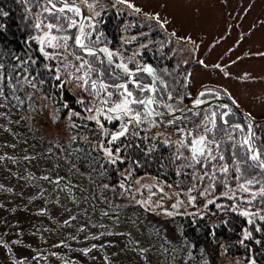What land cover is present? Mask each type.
<instances>
[{
	"label": "rangeland",
	"instance_id": "1",
	"mask_svg": "<svg viewBox=\"0 0 264 264\" xmlns=\"http://www.w3.org/2000/svg\"><path fill=\"white\" fill-rule=\"evenodd\" d=\"M23 1L16 0L20 8L24 7L25 14H31L32 10ZM99 1L104 4V0ZM28 6L33 8V2ZM83 6L86 8L89 4ZM145 6L173 15V25L170 27L166 24L162 30L179 32L177 52L181 60L188 64L194 93L206 87L224 89L236 105L264 128V0H158ZM43 8L44 5H35L33 15L47 20ZM67 22L69 20H61L57 29L62 36H74L76 29L68 28ZM31 24H34L32 20ZM43 31L44 28L39 32ZM76 55L77 50L73 53L74 58L61 63L62 80L52 79L57 75L52 69L35 71L31 76L26 72L13 73L12 83L20 80L15 88L9 87L7 80L4 82V94L12 99L8 103L0 98V264H202L204 258L199 255V250L205 252L206 249L211 251V264H224L218 262L219 253L215 256L214 250L207 248V245L218 244L216 242L219 240L211 234L201 236L197 231L191 237L185 234L183 216L197 213L201 209H182L173 207L169 202L171 196L183 200L198 194L197 191L201 189L205 194L201 195L200 203L207 204L208 200H214L215 203L225 196L223 193L234 197L231 190L226 189L210 197L205 184L186 193L185 189H181L183 181L178 182L175 191L166 190L163 184L155 185L159 195L167 199L165 206L160 209L153 202L147 203L144 198L152 195V190L145 191L143 188L145 185L154 188L153 175L140 177L145 179L138 189L141 200L145 201L140 203L136 194L137 186L128 183L126 179L131 172V164L116 163L120 181L114 183L119 188L116 197L121 200L114 199V194L109 191L112 188L110 182L92 171L86 162H77L76 152L83 150L84 154H91L89 147L101 157L105 155L99 148V141L102 140L99 125L95 120L88 119L93 116V111H86L88 108L94 109L99 100L94 94L84 92L78 86L80 82L73 79L80 75L75 72V67L80 63L76 61ZM16 62L0 59V63L5 65V72L11 71ZM36 64L27 61L26 66ZM25 76L28 79L35 77L38 83L42 81V89L31 87L24 80ZM166 82L169 88H173V93L181 92L172 94L175 98L184 96V88L177 85L175 80L170 77ZM39 87L40 84H37ZM70 96L76 99L74 106L68 100ZM14 97H19V100ZM63 97L68 100L66 105L69 110H64L62 105L55 102ZM78 100L84 103L80 104ZM21 101L22 104H18ZM204 104L207 105L203 103L199 107H204ZM72 112H79L80 115L69 119ZM206 117L204 111L200 113L194 118V126H202L207 122ZM73 123L75 128L70 127ZM204 132V129L197 131ZM215 132L227 134L232 131L221 128ZM72 136L77 137L74 142H70ZM257 136L263 137L259 132ZM235 137L227 138L234 144L228 148L238 152L240 162L245 160L247 146L240 143L243 141L241 138ZM228 148L223 147L224 150ZM182 149H178L180 155ZM210 150L215 160H211L207 153L197 156L202 162L200 164L195 163L192 155L179 158L180 161L186 159L185 165H180L179 172L191 167L193 171L204 174L210 169L215 171L214 177L222 182V176L229 173L222 175L223 172L218 169L228 165L231 157L221 160L220 147ZM113 151L114 156L120 154L116 149ZM158 154L153 155L152 160L157 161L163 157L169 161L171 158L168 151H163V155ZM119 158L125 159L124 154ZM103 160V164L96 168L99 171H105L111 166L108 158ZM73 164L75 168L71 167ZM197 166L201 167L200 171L195 168ZM234 174L231 173L230 178ZM59 175L71 182V186L52 183L58 180ZM191 177L195 180V174ZM204 181L207 183V180ZM77 185L91 189L89 196L77 199ZM257 190L252 188L248 193L242 191L240 199L252 202V194ZM131 197H134V202L125 200ZM212 205L203 208L201 212L208 214ZM146 206L158 210L159 217L147 215L143 209ZM233 207L228 206L229 210ZM247 211L258 213L260 207L250 205ZM203 217V213L199 214V218ZM189 218L197 219L191 215ZM208 219L204 218L205 223H209L206 221ZM248 219L254 221L250 225H257L256 215H250ZM90 222L93 223L91 227L88 226ZM196 222L199 220L194 221V224ZM187 227L190 228L188 224ZM187 234L190 235V230ZM224 244L229 246L228 243ZM85 249L90 251L85 252ZM227 255L228 264H241L238 257L246 258L243 253L235 257Z\"/></svg>",
	"mask_w": 264,
	"mask_h": 264
},
{
	"label": "flooded vegetation",
	"instance_id": "2",
	"mask_svg": "<svg viewBox=\"0 0 264 264\" xmlns=\"http://www.w3.org/2000/svg\"><path fill=\"white\" fill-rule=\"evenodd\" d=\"M81 3V0H75ZM85 4L91 5L90 9H85L88 14L87 22L84 24V30L86 33H90L88 38L89 45L97 50L98 55L105 62L100 64L96 57H89L87 53L81 52V50L74 45L72 40L67 41V48L62 47H48L45 45V50L54 57V59L46 58L45 65H48L49 69L59 68V73L61 79H64L62 76V66L61 63L68 62V60L74 58L72 55V49L77 50V55H81L84 59H88L94 68L99 69L104 72L106 76L105 83L111 85L113 83H128L129 90L133 92V95L137 99L152 98L153 104L150 106L153 110L152 116L148 120H144V109L145 105H136L133 104L131 107L141 113L142 122L137 124L134 120L131 123H128L131 117L121 116L119 119H105L104 116L100 117V121L103 124V129L100 128L102 133V140L100 144L103 143L105 148L111 149L112 153L115 152L113 149H116L120 152L118 157L126 152H131L134 145L138 146L141 141L146 142L149 140L154 151L157 150L158 153L163 151L170 152V157L175 156L172 148L179 149L183 148V153L180 156H185L191 151V141L193 138H198L202 135H207V140L204 144V153H207L208 150L220 147V156L231 157L232 159H238L240 155L238 152L233 151L228 148L229 145H234L227 138L231 137L235 139V136L244 140L248 135L247 125L252 124V130L255 133V137L252 140V143L260 149L262 156H264V150H261L263 139L258 135V132H263V127L256 122L251 116L247 118L242 117V115L230 107V102H235L228 93L222 89H200L194 93L192 84H191V75L189 73L188 64L184 60H181L177 52L176 42L178 40L179 32L175 33L174 30L171 32L162 30V26L168 24L170 27L173 25L174 17L172 14L167 12L158 11L155 9L146 8V4L152 2L155 3L158 0H129L131 5L134 7H129L124 3H116V0H104L102 4L99 0H82ZM59 8L60 3L57 0H53ZM44 3V2H43ZM46 6V5H45ZM140 9L139 12L135 9ZM47 13V12H46ZM59 19H56V17ZM67 16L72 20L77 21V24L81 21V16L76 13L69 12L65 10L64 13L53 12L52 14L47 13L49 21H52V24L58 23L61 20H68ZM156 17H159L157 20ZM51 22H44V31L42 32V37L44 34L48 33L49 38L52 35L61 37L62 34L57 28L49 30L47 24ZM89 25H92L93 28H90ZM76 31L74 36L78 32V28L75 27ZM175 33V35H173ZM78 34V33H77ZM181 34V33H180ZM54 43H64L63 41H54ZM102 48H108L109 50L118 52L119 55L113 57L112 65H109L106 59L105 53H100L98 50ZM52 49L53 51L49 50ZM68 49V50H67ZM67 50V52H66ZM80 62V61H79ZM98 63V64H97ZM117 63H126L130 69L135 70L137 67L143 68L144 66H151L154 69L153 74L146 72L137 73L134 77L140 84L148 85L150 88H155V91H140L135 84L132 83L133 77H128L123 75L120 69L115 67ZM169 72V73H168ZM94 74V76H93ZM114 74V75H113ZM169 75V76H168ZM92 79H97V73H91ZM118 77L119 79H115ZM170 77L175 80L176 84L184 88V96L182 98L174 97L172 94H180V91L173 93V88H169L167 80ZM98 79H105L104 76ZM108 91H112L113 95L111 97H105L104 94L99 96L100 100L98 104L93 109V116L96 115V108H112L116 103L120 102L121 97L115 92L111 87ZM204 93V95H200ZM198 97L202 104L208 102L211 98L214 97H223L224 100L219 102V98L214 99L210 102L209 105H203L204 107H197L195 109L186 108L187 104L191 102L194 98ZM108 99V104H103V99ZM197 103H194L193 107H196ZM170 106V108L168 107ZM227 106V107H225ZM180 113L173 114L176 111L181 110ZM201 109V110H200ZM206 113L207 122L203 123L202 126H194V118H196L202 112ZM109 117L115 115L108 113ZM196 115V116H195ZM169 121H174L169 123ZM227 121V123H225ZM96 122V120H95ZM97 123V122H96ZM127 124L128 132L119 137L115 141H111V134L119 132L122 130V126ZM240 124L243 126V131L240 129H234L233 125ZM208 127V128H207ZM231 130L232 132L225 134H217L216 129ZM181 129L183 131H181ZM199 129H211L212 131H206L204 133H197ZM259 130V131H258ZM107 131L109 135H103V132ZM259 132V133H260ZM191 133V135H189ZM197 133V134H196ZM182 141H186L187 145L182 146ZM214 141V143H213ZM211 142V143H210ZM126 146L124 147V145ZM226 146L228 149L224 150L223 147ZM261 146V147H260ZM102 150V149H101ZM144 151V149H143ZM148 153V152H147ZM235 153V156H233ZM184 160H182L183 162ZM128 163L129 161L126 160ZM186 163V161L184 162ZM158 168H162L159 166ZM167 169L172 170L171 167ZM180 175L183 172H186L184 169L183 172H179L178 169H175ZM232 171L228 170V173ZM209 174V172H204L203 175ZM224 175V173H222ZM240 175L236 173V177ZM160 179H162L160 177ZM241 181V179H236ZM159 186V184H157ZM179 183H171V185L162 186L166 190H176ZM169 191V190H168ZM168 193V192H166ZM191 197H195V200L198 199V194H193ZM163 206L158 204L157 207L162 209L165 206L167 201L166 196H162ZM201 198V195H199ZM171 200L173 202H171ZM169 204L176 205L178 208H185V205L193 203L190 200V197L187 199H180V197L171 196ZM216 204L220 203L215 202ZM204 206L209 205L208 203H202ZM172 207V206H171Z\"/></svg>",
	"mask_w": 264,
	"mask_h": 264
},
{
	"label": "trees",
	"instance_id": "3",
	"mask_svg": "<svg viewBox=\"0 0 264 264\" xmlns=\"http://www.w3.org/2000/svg\"><path fill=\"white\" fill-rule=\"evenodd\" d=\"M35 3L34 0H24V5L29 9L32 10L31 14H25L24 7L20 8V5L16 2V0H0V59H3L5 62H14L16 59L14 57L19 56L21 60H27L32 61L34 60L36 65L32 66H26V64L22 65L20 69H17V73L26 72L28 76H31L35 74V71L42 72L44 70H48L49 68H45L44 64V57L41 55L39 51V44L37 39H30L31 37H38L40 29H36L34 27L35 24L40 23L42 26L43 22H47V20L42 19V17L36 18L35 15H33V8L35 5H43L41 1L36 0ZM33 2V8L29 7L28 5ZM4 13H7V15H4ZM45 14V13H44ZM46 15V14H45ZM47 16V15H46ZM31 20L34 22V24H31ZM42 20V21H41ZM52 23V21H50ZM68 23V22H67ZM56 25H60L61 21L58 23H55ZM65 29V28H64ZM73 31V30H72ZM68 50V49H67ZM66 50V52H67ZM76 51L75 49H72V55ZM40 52V53H39ZM31 57V60L28 59V57ZM17 63V62H16ZM98 64V63H97ZM52 71V69H51ZM39 76L42 75L38 73ZM107 74L104 75V81H106ZM32 79L31 77H29ZM36 79V78H35ZM33 80V83L36 84L35 89H42L41 86L44 85V83ZM47 79V78H46ZM54 81H57L55 79V76L52 78ZM98 79V78H97ZM40 80V78H39ZM41 81V80H40ZM13 82V81H12ZM37 84H40V87L37 88ZM8 99H4L8 103L11 101L12 97L7 96ZM73 103L76 102V99H74L72 96L68 99ZM67 99L64 97L61 99H57L55 102L57 104H60L64 107V110H69L67 108L66 102H68ZM22 104V103H18ZM196 116V115H195ZM208 116V115H207ZM100 128V126H99ZM259 131V130H258ZM260 132V131H259ZM260 134L263 136L262 139L264 141V134L263 132H260ZM134 147L131 152H126L124 155L125 159L119 158L116 163H121L126 165V160H128L131 164V172L128 176H126V179L128 180V183L132 184L134 183L137 186V197L140 199V195L138 193V189L142 187L144 184L143 180L140 179L141 176L143 177H151L153 175L154 180V188L151 186L145 185L144 190H152V195L144 197L147 203H155L160 206H163L162 202V196L159 195L158 189H155V185L157 184H163L164 186L171 185V183H178L180 181H183V185L181 186V189H185L186 192H191L193 189L202 187V184H205V189H207L208 194L210 197H214L216 195H219L220 191L229 189L232 193L235 194V199H231V195L229 193L225 195L224 197H220V207H217L216 203H212V207L209 210L208 214L205 212H201L203 208H207L209 205L204 206L202 203H200L201 198H199V195H202L201 189L198 192V199H196L193 203H189L185 205V208L189 209H201L198 210L197 213L187 214L186 216H183V225L185 226V234L187 236H192V233L195 234L197 231L200 233L201 236L205 235L208 236L211 234L213 238H215L217 241L215 245H207V248H212L215 253V256L218 255V262L221 261L224 264H228L229 257L227 254H231L233 257L236 255H240L241 253L246 255V258H241L242 263L241 264H250V260L254 259L255 264H264V220H260L259 216L264 215V204L260 202V198L258 197L257 200H253L252 202L244 201L240 199L242 190L240 189V185L245 183V180L247 179H255L260 180V184H253L248 185L250 189H259L261 186H264V174L257 175L258 170L256 168L249 167L250 164H252V161H248V164L244 163V159L239 162V160L236 159H229L227 162L228 169L232 171L231 173H235L233 178H230L231 173L227 174L225 177L222 176L223 181L220 182V180H217L213 173L216 175L215 171H212L209 169V174H201L193 171L191 167H187L186 172H183L182 175L177 174L175 169L181 168L180 165H185L186 159L182 162L179 158L184 157L180 156L179 150L172 148V151L174 152L175 156L171 157L169 161L166 159H163V157H160L159 160L154 161L151 157L153 155L158 154L157 150L154 151V147H152L151 142L149 140H146V142L141 141L138 146H136L133 143ZM262 147H264V142H262ZM126 144L124 145V147ZM83 149L86 148L84 144L82 145ZM261 150L263 151L264 148ZM101 149V148H100ZM144 149V151H143ZM82 151V152H81ZM77 151V162L80 160L82 162H86V164L92 169V171L96 172L97 174H100L107 182H110V185L112 186L109 191H112L114 194V199H120L116 197V192L119 189L114 182H119L120 179L117 175V170L115 168L116 164H111L110 168H107L105 171H99L96 168L103 164V158H108L106 156H102L97 154V152L92 148L89 147V151H91V154H84L83 150ZM102 151V150H101ZM103 152V151H102ZM148 152V153H147ZM183 153V151H180ZM104 153V152H103ZM162 154L163 152L159 153L158 155ZM192 155L190 153L186 154ZM96 157V160L94 159ZM240 158V157H239ZM264 158V156H263ZM197 159V157H196ZM152 163V164H151ZM151 164V165H150ZM159 166H162V168H158ZM167 167H171L172 170H167ZM201 170L200 166L195 167ZM203 168V167H202ZM236 168L240 169V172L236 171ZM165 171V172H164ZM236 173L240 175L241 181H237L235 179ZM93 174V173H92ZM195 174V180H192V175ZM142 177V178H143ZM160 177L162 179H160ZM181 179L179 180V178ZM64 177L62 175H59L58 180H53L52 183L59 184L64 182ZM207 180V183H204ZM142 184V185H141ZM215 185L214 189L210 187V185ZM257 186V187H256ZM68 190V189H66ZM89 189L88 187H84L81 185H77V199H80L82 196L88 197L89 195ZM107 191V192H109ZM130 199V200H128ZM187 199V197H186ZM127 201H135L134 197L125 199ZM235 201V202H234ZM100 202V201H99ZM172 204V203H171ZM92 205V204H90ZM225 205V206H224ZM233 205L235 208V211H233V208L229 210L228 206ZM250 205H258L260 207V211L256 215V226L250 225L248 223V217L242 216L240 213L242 211H247L248 207ZM145 213L149 216L155 215L158 216V210L150 209L149 207H143ZM189 211V210H186ZM250 212V211H248ZM203 213L205 217L199 218V214ZM189 215L192 217H195L197 219H190ZM255 215H253L254 217ZM209 217L208 220L209 223H205L204 218ZM181 218V217H179ZM189 218V219H188ZM198 221L194 224V221ZM87 222V220H86ZM187 224L190 226V228L187 227ZM93 223H89L88 226L91 227ZM192 226V228H191ZM257 227H259V231H257ZM193 228L195 230H193ZM190 230V235L187 233ZM247 230L252 235L244 240V249H242V244L240 243V240L244 237V231ZM185 236V235H184ZM229 239V240H225ZM195 241L197 242V239L195 238ZM215 241V240H213ZM259 241V243H257ZM224 243H228L229 246L225 245ZM249 244V246H247ZM205 245V244H204ZM251 250V251H250ZM194 253V252H193ZM195 255V253H194ZM199 255L204 260L202 261V264H211L213 259L211 258V251L206 249L205 252H202L199 250ZM196 256V255H195ZM231 261V260H230ZM214 263V262H213ZM217 263V262H216Z\"/></svg>",
	"mask_w": 264,
	"mask_h": 264
},
{
	"label": "snow or ice",
	"instance_id": "4",
	"mask_svg": "<svg viewBox=\"0 0 264 264\" xmlns=\"http://www.w3.org/2000/svg\"><path fill=\"white\" fill-rule=\"evenodd\" d=\"M59 2L63 5L62 7L57 8V4L53 2V0H44V4L46 5L44 7V11L52 14L54 11L58 12V13H64L65 10L69 11V12H73L76 13L77 15H81V9L79 8V6H77L74 3H69V0H59ZM116 3H124L127 4L129 7H134V5H131L129 3V0H116ZM91 7V5H89ZM135 11L139 12L140 9H135ZM4 15H7V13H4ZM56 19H59V17L57 16ZM69 20L67 27L68 28H75L77 27V21L72 20L71 18H67ZM88 19H91V17H88ZM156 19L158 20L159 17H156ZM34 27L36 29H40L41 24L37 23L34 25ZM47 27L49 30L57 28L58 25L56 24H52L49 23L47 24ZM90 28H93L92 25H89ZM94 30V28H93ZM173 35H175V33H173ZM90 36V33H86L84 30L83 25L79 26V31L78 34H76L75 36H69V35H65V36H61V37H57L55 35H52L49 38V34L45 33L44 34V38H38V37H31L30 39H37L39 40L40 43V49L39 51L43 54L44 57L49 58V59H54L53 56H51V54L49 52H47L45 50V45H47L48 47H52V48H56V47H62V48H67V41L68 40H72L74 45L77 46L81 52L87 53V55L89 57H96V60L100 63L103 64L105 61L103 59H101L98 55L97 50L93 49L89 43H88V38ZM190 39V38H189ZM54 41H63L64 43L60 44V43H54ZM99 52L105 53L106 54V59L109 65H112L113 63V57L119 55L118 52H113L111 50H109L108 48H102L99 49ZM18 63L13 66L11 71L5 72V65L0 63V98L3 99H8V97L4 94L3 88L5 86V80L8 81V86L11 88H15L17 84L20 83V80L17 79L16 83H12L13 81V73H15L17 71V69H20L22 65L26 64L27 61L25 60H21V58L19 56L14 57ZM29 60H31V57H28ZM76 61H80L79 66L75 67V72L76 73H80V75H76L73 77V79L79 81V87L84 91L89 93L90 95L94 94L95 96L99 97L101 96V94H104L105 97H111L113 95L112 91H108V89L111 87L112 89L115 90V92L121 97L120 102L116 103L112 108H96V115L94 116H90L88 117V119H93L96 120L97 124L100 126L101 129H103V124L100 121V117L104 116L105 119H109V118H113V119H119L121 116H128L131 117L132 119H130L128 121V123H131L133 120L139 124L142 122V117H141V113L138 111H135L131 105L136 104V105H145V109H144V116L143 119L144 120H148V118L150 116H152L153 114V110L151 109V105L153 104V99L148 97L145 99H137L134 95L133 92L129 90L128 87V83H113L111 85L107 84L104 82L103 79H92L91 77V73L92 72H96L98 78H102L104 76V72L96 69L93 67L92 63L88 60V59H84L81 55H76L75 56ZM32 63L35 64V61L32 60ZM201 63H203V61H201ZM45 68H48V65L44 66ZM67 67V66H65ZM115 67L117 69H120L123 73V75L128 76V77H133L132 79V83L136 85V87L140 90V91H155V88H150L148 85H142L140 84L134 77L136 76L137 73L140 72H146L149 74H153L154 73V69L151 66H144L143 68L141 67H137L135 68V70L130 69L128 67V64L126 63H117L115 64ZM216 67H219L218 65ZM87 69V70H85ZM49 71H51V69H49ZM55 71L57 73H59L60 69L57 68L55 69ZM114 75V74H113ZM115 79H119L118 77H114ZM35 79V77H32V79H28L27 76L24 77V80L31 85V87L35 88L36 84L33 83V80ZM56 80H60L61 77L60 75H56L55 76ZM42 83V81H41ZM63 86V85H61ZM200 95H204V93H201ZM15 99L19 100V97H14ZM80 104H83L84 101L83 100H78L77 101ZM22 103V101H21ZM195 103L199 104L201 103V101L199 99H197L195 101ZM103 104L107 105L108 104V99L105 98L103 99ZM67 107V105H65ZM170 108V106H168ZM227 107V106H225ZM86 111L88 112H92L93 109L92 108H88L86 109ZM108 113H112L115 114L111 117H109ZM2 115V114H0ZM80 113L79 112H72L71 115L69 116V119H71V116H79ZM250 115V114H249ZM174 121H169V123H173ZM225 123H227V121H225ZM70 127L75 128L76 125L73 123L70 125ZM234 129H240L241 131H243V126L240 124H236L233 125ZM248 128V135L247 137L241 141L240 143L242 145H246V157L244 160L245 164H248V161H252L253 163L249 165V167L252 168H256L258 170L257 175H261L264 174V159H262V154L260 152V149L257 148L253 143L252 140L255 137V133L252 130V124L249 123L247 125ZM181 131H183L181 129ZM206 131H212L211 129H207ZM128 132V127L127 124L122 126V130L116 133L111 134V141H115L117 139H119V137L124 136L126 133ZM103 135H109V133L107 131L103 132ZM189 135H191V133H189ZM77 139V137L72 136L70 138V142H74ZM207 140V135H202L199 136L198 138H193V140L191 141V151H192V158L193 160H195V163L200 164L202 163L199 159H196L197 156H203L204 155V144L205 141ZM182 146H186L187 142L186 141H182ZM214 143V141H213ZM99 148H101L104 152V155L106 157H108L109 162L111 164H116L117 160L119 159L118 156H114L111 149L109 148H105L103 143L99 144ZM208 156L210 157L211 160H215L216 157L211 155V150H208ZM233 156H235V153H233ZM220 159L223 160L224 157L220 156ZM72 168H75V164L71 165ZM220 172L223 173H227L228 172V166L225 165L223 167H221L220 169H218ZM237 172H240L239 168H236ZM214 175V173H213ZM240 177L237 176L236 179H239ZM44 179H48V177H44ZM261 181L255 179V177L253 179H247L245 180V183L241 184L239 187L240 189L245 192L248 193L250 192V188L248 187V185H253V184H260ZM106 187V186H105ZM121 187H123V185H121ZM211 188L214 189L215 185H210ZM205 193H202V195H204ZM223 195H227V193H223ZM260 198V202L262 204H264V186H261L256 193L252 194V200H257V198ZM231 199H235V197H231ZM190 200L192 202L195 201V197H190ZM143 203V202H140ZM208 204H212L214 203V200H208L207 201ZM207 206V205H205ZM173 207H176V205H173ZM217 207H220V205H217ZM233 211H235V208H233ZM169 215H171V213H168ZM242 216L244 217H249L250 215H257L258 213H249L248 211H242L240 213ZM260 220H264V215L259 216ZM65 223H67V221H65ZM249 224H253L254 221L252 219L248 220ZM257 231H259V227H257L256 229ZM252 234L250 232H248L247 230L244 231V237L243 239L240 240L241 244H244V240L248 239ZM257 243H259V241H257ZM85 252L90 251L89 249H85ZM142 251H146V250H142ZM250 264H255V260L252 259L250 260Z\"/></svg>",
	"mask_w": 264,
	"mask_h": 264
},
{
	"label": "water",
	"instance_id": "5",
	"mask_svg": "<svg viewBox=\"0 0 264 264\" xmlns=\"http://www.w3.org/2000/svg\"><path fill=\"white\" fill-rule=\"evenodd\" d=\"M207 103H210V101H208ZM192 105V102L191 103H189V105L188 106H191ZM232 107H234L236 110H238L242 115H245V112L244 111H242L240 108H238L237 106H235V105H232Z\"/></svg>",
	"mask_w": 264,
	"mask_h": 264
}]
</instances>
